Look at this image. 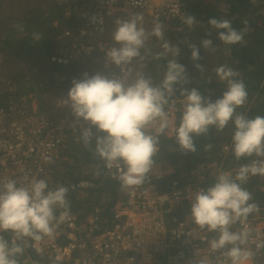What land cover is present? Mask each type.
I'll use <instances>...</instances> for the list:
<instances>
[{
    "label": "clouds",
    "instance_id": "obj_1",
    "mask_svg": "<svg viewBox=\"0 0 264 264\" xmlns=\"http://www.w3.org/2000/svg\"><path fill=\"white\" fill-rule=\"evenodd\" d=\"M89 19L93 24L97 22L95 15ZM143 20L140 13L115 21L112 38L116 46L105 51V66L114 65L120 70L118 74L85 72L82 78L73 79L65 104L77 120L89 125L81 126L79 142L107 169L119 168L121 186L128 188L148 180L161 136L171 132L180 151L196 152L195 137L207 135L213 127L223 131L231 122L235 159H256L240 165L235 176L230 171L220 172L210 186L198 189L190 200L193 223L213 234L207 247L197 250L194 264H214L216 253L224 258L223 264H254L255 252L249 245L254 243L258 252L264 250V240L254 235L256 230L248 220L260 208L243 185L250 176H264V116L249 118L237 112L247 103L248 92L240 73L226 64L214 69L219 81L226 83L222 96L215 101L197 88L185 87L190 78L185 66L176 59L180 47L168 41L163 43L164 52L157 58L171 54L173 59L168 61L158 84L144 72L135 71L133 61L143 59L141 50L149 38L164 40L159 21H154L149 32L142 26ZM183 22L191 29L197 20L187 14ZM208 23L218 30V38L225 45L243 42L246 28H233L229 19L210 18ZM13 27L22 32L25 26L17 23ZM41 39L40 33H33L34 42ZM188 47L195 68L202 72L203 66L195 63L201 59L200 47L214 53L213 41L205 38L200 46L189 43ZM177 91L183 97L178 124L169 115L170 100ZM93 127L101 133L95 136L94 149ZM68 191L63 185L49 187L45 179L33 178L27 183L11 178L0 180V233L12 234L11 244L0 236V264H18V254L29 247L38 253L43 251L41 242L46 237L54 238L60 226L70 220Z\"/></svg>",
    "mask_w": 264,
    "mask_h": 264
},
{
    "label": "built area",
    "instance_id": "obj_2",
    "mask_svg": "<svg viewBox=\"0 0 264 264\" xmlns=\"http://www.w3.org/2000/svg\"><path fill=\"white\" fill-rule=\"evenodd\" d=\"M51 1L63 8L65 16L76 14L78 26L74 35L64 28L63 41L47 57V106L39 110L36 97L31 95L13 100L9 107L0 104V180L11 178L27 183L33 178L45 179L54 188L61 165L67 161L68 145L79 146L81 126L89 127L82 119L77 120L65 104L73 79L82 78L85 72L107 75L120 71L114 65L105 66V51L113 47V17L142 13L160 23H184L187 14L182 0ZM93 15L97 16L95 24L89 19ZM182 102L178 92L170 100L169 115L175 121ZM92 131L94 137L101 135L94 127ZM173 135L170 132L164 136ZM229 149V145L224 146L225 152ZM239 167L208 161L177 178L173 167L154 164L148 180L124 189L121 199L113 205L114 217L105 228L101 225L100 205L94 206L83 220L70 210V220L60 226L55 237L41 242L42 252L32 247L26 250L49 264H129L130 260L131 264H194L197 250L205 249L213 234L193 223L190 200L198 189L210 186L220 172L230 171L235 176ZM119 172V168L109 170L103 164L101 175L103 179L117 180ZM95 185L93 181L80 180L76 186L88 189ZM255 199H263V203L248 223L256 230L254 235L264 240L263 180ZM174 214L181 215V219L175 220ZM0 236L11 244V232ZM249 248L255 252L254 264H264V250L257 252L254 243ZM223 260L219 253L213 256L214 264H223Z\"/></svg>",
    "mask_w": 264,
    "mask_h": 264
},
{
    "label": "trees",
    "instance_id": "obj_3",
    "mask_svg": "<svg viewBox=\"0 0 264 264\" xmlns=\"http://www.w3.org/2000/svg\"><path fill=\"white\" fill-rule=\"evenodd\" d=\"M29 1H33L32 4H26L27 2L24 1L20 4L17 2L10 4L9 1L0 2V78H4L0 82L2 83L0 84V104L9 107L13 104V100L17 102V99L31 95L36 97L39 110H43L47 106L45 102L47 90L44 84L32 73H19L13 64L33 58H41L46 64L47 57L63 41V29H69L74 35L78 19L76 14L65 16L63 8L51 0ZM182 1L185 3L186 14L194 15L197 23L191 29L177 21L162 23L167 25L164 40L158 39L156 43L149 42L146 47L153 50L151 53L158 57V54L164 52L162 45L165 41L179 45L180 56L176 59L185 66L190 78L189 84L185 87L197 88L202 95L210 97L213 101L220 98L226 88V83L219 81L214 69L225 64L232 67L240 73L239 78L244 81L248 92L247 103L238 108L237 112L244 113L249 118L257 115L264 116V0ZM7 7L8 11L3 12V8ZM210 18L229 19L232 27L237 30L246 28L243 42L225 45L218 38V30L208 23ZM17 23L25 26L24 31L21 32L13 27ZM34 32L40 33L42 39L34 42ZM205 38L213 41L216 51L212 53L200 47L201 59L195 63L203 66L201 72L195 68L191 60L188 44L200 46L201 40ZM111 39L113 40L112 36ZM170 59L173 57L168 54L151 61L159 64L165 71ZM232 135L231 122L223 131H216L214 127L210 128L207 135L194 138L196 152L180 151L175 143L174 135L161 136L159 153L155 157L154 164L161 167H173L174 177L180 178L196 164L221 161L230 167H238L256 159V157H250L236 160L232 151ZM225 145L230 146L228 153L224 151ZM81 146L82 149H77L74 144L68 145L70 149L67 152V161L61 165L56 177L57 185L69 188L67 199L70 202V210L78 213L81 220L92 212L94 206L100 205L103 208L101 225L105 228V224L113 219V205L117 199H121L125 188L121 186L119 179H103L102 171L98 175L88 173L93 162L98 161L102 165L104 162L94 157L82 143ZM91 147L93 149L95 147V137ZM80 180L93 181L96 185L88 189H79L76 185ZM262 180L264 182L263 176H250L248 182L243 185L251 192L253 201L259 207L263 199H255V196L260 192ZM173 217L179 220L182 216L174 214Z\"/></svg>",
    "mask_w": 264,
    "mask_h": 264
},
{
    "label": "rangeland",
    "instance_id": "obj_4",
    "mask_svg": "<svg viewBox=\"0 0 264 264\" xmlns=\"http://www.w3.org/2000/svg\"><path fill=\"white\" fill-rule=\"evenodd\" d=\"M6 1H9L10 4H14V2H17V4L24 2H27L26 4H29L33 1H29V0H0L1 3H4ZM9 6V4H8ZM8 11V7L7 8H3V12ZM154 21H152L151 19L144 21L143 20V24L142 26L145 28L146 31H151L152 27H153ZM162 24V23H161ZM163 26V32L167 31V25L162 24ZM156 41L158 42V38L155 36H151L149 38V40L146 42L145 45V49L141 50V54L143 56V59L140 58H136L133 61L132 67L135 71H140V72H144L146 76H150L153 79L154 84H158L160 82V80L163 77V73L165 72L163 70V68H161V66L159 64L154 63L153 59H157V57H155L154 54H152L151 52L153 50H150L149 48H147V44L150 43H156ZM112 46H116L115 42ZM15 65V69H17V71H19V73L22 72H28V73H32L34 74L37 79L44 84V80H46L45 74H46V64L43 61V59L41 58H33L31 60L28 61H18V63L13 64ZM10 70V68H9ZM17 72V74H19ZM15 74V73H13ZM4 78H0V82L3 80ZM2 84V83H0ZM77 149H82L81 144L79 146H77ZM103 169V165L101 164V162L95 161L93 162L92 166L89 169L88 173H92L94 175H98Z\"/></svg>",
    "mask_w": 264,
    "mask_h": 264
},
{
    "label": "crops",
    "instance_id": "obj_5",
    "mask_svg": "<svg viewBox=\"0 0 264 264\" xmlns=\"http://www.w3.org/2000/svg\"><path fill=\"white\" fill-rule=\"evenodd\" d=\"M125 17H123L120 14H116L113 19L110 21V36H112L113 31L115 30L116 24L115 21L117 19H123ZM149 20V18L144 17V21ZM113 44L114 41L112 40ZM5 240L8 241V239L6 237H4ZM9 242V241H8ZM10 244V242H9ZM18 259V264H49L47 262H43L41 260H39L38 258H36L32 253H30L28 250H26V252L18 254L17 256Z\"/></svg>",
    "mask_w": 264,
    "mask_h": 264
}]
</instances>
